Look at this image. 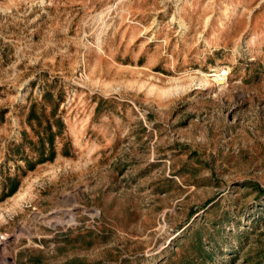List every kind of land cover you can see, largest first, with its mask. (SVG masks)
Returning a JSON list of instances; mask_svg holds the SVG:
<instances>
[{
    "label": "rangeland",
    "instance_id": "obj_1",
    "mask_svg": "<svg viewBox=\"0 0 264 264\" xmlns=\"http://www.w3.org/2000/svg\"><path fill=\"white\" fill-rule=\"evenodd\" d=\"M0 264H264V0H0Z\"/></svg>",
    "mask_w": 264,
    "mask_h": 264
},
{
    "label": "trees",
    "instance_id": "obj_2",
    "mask_svg": "<svg viewBox=\"0 0 264 264\" xmlns=\"http://www.w3.org/2000/svg\"><path fill=\"white\" fill-rule=\"evenodd\" d=\"M34 112H33V109H30V112H29V114L31 115V114H33ZM61 124V123H60ZM50 136L52 137L53 136V134L52 133H50ZM49 146H50V157H52L53 156V149H52V143L50 142V144H49ZM44 160H46V158L43 156V155H41V157L38 159V161L39 162H42V161H44ZM32 166L33 165H30V168H32ZM15 191V187L13 186L9 191H8V195H11L13 192Z\"/></svg>",
    "mask_w": 264,
    "mask_h": 264
}]
</instances>
